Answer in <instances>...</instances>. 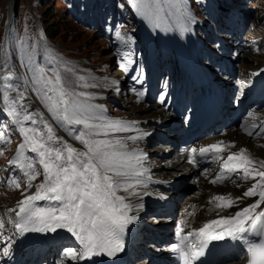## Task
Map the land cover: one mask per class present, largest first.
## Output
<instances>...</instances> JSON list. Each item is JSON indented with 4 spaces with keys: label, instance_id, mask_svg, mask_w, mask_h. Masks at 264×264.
I'll list each match as a JSON object with an SVG mask.
<instances>
[{
    "label": "rangeland",
    "instance_id": "rangeland-1",
    "mask_svg": "<svg viewBox=\"0 0 264 264\" xmlns=\"http://www.w3.org/2000/svg\"><path fill=\"white\" fill-rule=\"evenodd\" d=\"M42 1L46 4H38V0H22L20 17L18 20L14 17L11 19L13 21L7 31L5 24L12 0H0L4 21L3 27H0V260L9 252H16L12 231L14 208L23 197L41 184L46 172L52 173L58 167L56 153L53 155L48 150L41 138L42 134L59 129L67 135L69 142L85 146L89 135H92L89 131L91 125L98 124L102 135H106L102 147L106 150L102 153L127 159L122 163L115 162L112 174L119 172L116 170L117 165L127 167L129 160L135 158L140 151L148 156L149 161L145 163H150L154 170L159 166L155 161L158 158V146L168 148L169 144L148 143L145 138L136 134L129 139L131 148L127 142L126 151L116 147L127 140L124 131L127 130L125 134L140 133V128L145 123H150L153 118H161L162 112L155 115L158 111L175 108L182 99L187 101L185 113H193L197 108L201 88L194 85V77L187 69V60H180L178 52V46L184 47L178 30L182 28L184 14L193 24L195 20L192 18L197 20L192 31L195 38L197 35L201 37L197 40L199 62L214 74L219 72L218 76H229V84L235 87L233 94L236 99L242 90H250L255 73L264 62V0H216L218 4L214 7H211L210 0H154L158 6L156 8L155 5L152 6L151 0ZM194 7L204 16L197 15ZM182 10L192 18L185 11L182 14ZM44 19L56 24L59 30L49 40L43 33ZM165 39L173 41L170 50L163 46ZM4 54L8 55L7 58L22 77L26 89L37 101L47 121L40 120V123L32 124L27 118L21 117L20 120L18 117L17 109L22 108H16L9 101L2 86L3 61L7 59ZM41 57L45 60L47 70L40 62ZM51 60L57 63L59 72ZM180 62L183 63L181 67ZM20 67H27L36 74L43 91L35 82L27 81ZM114 81L119 82L116 87L112 84ZM59 82L68 95L66 94L64 101L57 96L62 108L49 112L48 110H53L54 100L49 106L45 91L48 89L53 95L51 90L59 87ZM237 103L235 101L233 104ZM172 111L174 110L170 109L168 112ZM140 119L143 120L142 126ZM49 124L52 129L48 127ZM99 124H104L103 128ZM234 125L241 128L233 129L234 135L248 134V147L255 152L264 153V122L256 121L254 114L248 112L241 113ZM74 126H77V131ZM109 128H113L112 131ZM165 130L167 131L166 128ZM156 135L157 132L153 134V140ZM150 136L151 133L147 134V139ZM25 139L27 144L29 139L36 144L28 146ZM13 153L20 161H14ZM173 156L175 153H172L171 158ZM31 161H34L33 165ZM161 170L162 172L150 173L173 178L182 174L181 168L167 167ZM201 176L202 172L199 176L197 174L198 182L194 179L197 184L191 180L190 174L186 176L189 178L180 182L173 198L172 214H167L172 216H164L155 210L157 196L160 192H166L165 190L155 184L141 188L130 177L117 178L115 188L118 193L134 204L141 205L142 212L147 211L142 213L139 224L149 239L135 252L136 259H141L138 264H145L152 257H163L161 253L167 248L164 242L169 241L170 237L163 235V232L159 234L160 227L166 225L164 228L171 230L170 221L173 224L175 221L180 223L187 204L208 201L209 197L216 198L215 193L210 196L208 189L202 185ZM64 177L60 188L63 198L71 201L75 199L73 196H81L78 183H74V187L67 182L68 176ZM241 177L234 179V183L240 187L243 186ZM151 186L154 187L153 190ZM181 188L182 192L179 190ZM175 230L172 229L174 233ZM76 253V248L65 241L55 251H48V256L41 259L43 264H74ZM17 254L16 252L15 257Z\"/></svg>",
    "mask_w": 264,
    "mask_h": 264
},
{
    "label": "bare ground",
    "instance_id": "bare-ground-1",
    "mask_svg": "<svg viewBox=\"0 0 264 264\" xmlns=\"http://www.w3.org/2000/svg\"><path fill=\"white\" fill-rule=\"evenodd\" d=\"M151 2L152 6L155 5V8L158 7L154 0H151ZM190 21L191 20L186 18L184 14L183 30L180 31L186 41L187 57L189 58L188 67L193 69L197 78L202 83L206 84V86L222 88V84H226V82L229 81V77L226 79L221 76L213 77L211 70L201 67L197 58L198 45L191 31V27L194 24ZM166 36L167 35L164 33V37ZM171 44V40H165L163 43L164 47L169 49ZM3 65V90L9 101L14 103L16 108H22L21 110L17 109L20 120L21 117L27 118L29 123L32 124L37 122L40 123V120L47 121L42 115L37 101L26 89V86L21 80L22 77L20 78L18 71L13 67V63L7 58L4 59ZM259 68L256 81H259L260 84L253 92L249 91L245 94L242 107H244L243 112H247L249 109H253L254 112L257 111L258 117L255 120L264 122V96H259L261 92L259 94L257 93L259 90H264V86L262 87V85H264V62H262ZM117 84L118 82L115 85ZM82 85L85 84L82 83ZM108 85L109 83L106 84V86ZM230 89H233V85H229L227 91L225 90L227 102H229V94L232 92ZM207 100L208 97L205 93V105L202 106V109L206 107ZM258 108H260V110ZM164 124L165 122L163 119L153 118L150 120V123H145L144 126L140 128V133L146 137L147 134L153 133V129L155 131L159 129V126ZM50 126L49 124L48 127ZM100 129L98 125L91 127L89 131L92 135L87 139L86 143L84 142L85 146H82L69 142L67 140V135L59 129H52V133H48L45 131L46 129L43 130L42 128L46 133L42 134L43 137L41 135V138H43V141L47 144L48 150L51 151L53 155L56 153L58 167L56 169L54 168L52 173L46 172L43 181L37 189L23 197V200L16 205L14 210L22 204L33 207L38 202L42 201L52 216L65 228L66 235L70 238L77 239H87L91 236L100 237L106 235L111 231V224L117 211L126 212L129 218L132 219V222H137L140 219L141 213H143V207L139 204H134L129 198L125 197L122 199L115 189V183L110 186L109 181L116 176H128L134 178V180L138 182L143 181L145 178L149 177L144 173V168L149 165L143 164L144 160L142 159L140 161H132L126 168L120 170L116 168V170H119V172L115 174L116 176H108L111 170L115 169V162L110 161H118V159L113 155H108V153H102L105 149L102 148L104 145V135H102ZM233 129L241 130V128L235 127L232 124L224 131L213 135V138H222L220 140L225 143L226 148L218 155L214 163L202 169L199 168L200 166H193L189 162V157L187 155L192 146L198 145L199 142L191 140L185 145L175 146L177 153H179V161L175 163L173 167L181 168V171L185 172V177L190 174V176L196 180L199 178L197 174L199 176V173L202 172L200 178L202 185L208 189L210 196L215 193L216 198L211 199L209 197L208 201L187 204L180 218L181 230L177 228L175 233L172 232L174 233L172 236L173 241L168 245L167 250H165L166 253L175 257L177 256L178 250L183 252L187 251L188 248L185 245L184 232L191 231L193 238L197 239L198 233L208 226L223 225L225 227H231L237 231V236L242 237L243 240L254 237V230H256L255 228L260 221V216L264 213V178L260 175V171L264 170V153L255 152V150L250 149L247 144L249 135L236 136L233 134ZM38 133L40 132L38 131ZM158 140H161V138H158ZM27 141L29 144H36L31 141V139ZM242 146L245 148H242ZM171 151L172 150L162 148L160 149L159 155H165L167 157L171 155ZM239 152L241 153L240 156H238ZM47 158L49 157L47 156ZM107 161L110 163H107ZM172 162L173 160L169 163ZM75 168L77 169L75 170ZM161 168H167V165L164 163ZM80 169H82V171H80ZM198 170L199 172L197 173ZM238 171L247 172L242 177L244 184L242 188L235 186L232 182V180L236 178V172ZM64 175L68 176L67 182L71 183L72 186H74V183H78L81 196H73L75 199L71 201L62 198L60 188L64 182ZM166 177L169 179L173 178ZM197 182H195V184H197ZM55 184L57 187L54 186ZM162 185L168 186L170 190L177 187L175 184L169 182L162 183ZM71 194L73 195V193ZM159 200L162 204L161 207L167 208L170 205L171 198L168 193H163L159 197ZM243 206H246L244 210ZM189 208H192L191 212H189ZM163 212L167 213L166 211ZM12 229L14 230L15 237H17L14 224ZM160 229L161 231L166 230L164 227ZM16 246L18 247L17 242ZM236 254H240L239 259L236 258ZM221 259H223L220 260V262H222L221 264H240L241 261H243V256L240 251L233 250L228 254L227 258ZM148 262L150 263V261ZM74 264H77V262Z\"/></svg>",
    "mask_w": 264,
    "mask_h": 264
},
{
    "label": "trees",
    "instance_id": "trees-1",
    "mask_svg": "<svg viewBox=\"0 0 264 264\" xmlns=\"http://www.w3.org/2000/svg\"><path fill=\"white\" fill-rule=\"evenodd\" d=\"M38 4L45 5L46 2L42 1V0H38ZM21 5H22V0H14V2H13V17L15 18V20H18L17 18L20 17ZM2 15H3V13L1 11V6H0V27H3V25H4ZM50 15H53V14H48V16H50ZM43 28H44L45 33L51 39H52V37L57 35V33L59 32V30H57L56 24H53L52 22H48V21H46V19H44Z\"/></svg>",
    "mask_w": 264,
    "mask_h": 264
}]
</instances>
